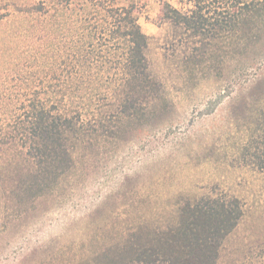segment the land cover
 Masks as SVG:
<instances>
[{
	"label": "trees",
	"instance_id": "trees-1",
	"mask_svg": "<svg viewBox=\"0 0 264 264\" xmlns=\"http://www.w3.org/2000/svg\"><path fill=\"white\" fill-rule=\"evenodd\" d=\"M159 1L158 23L167 22L186 48L185 63L245 72L264 64V0ZM145 6V0H36L0 14L27 43L19 61L27 75L16 77L36 86L2 125V192H53L73 170L77 151L126 141L172 110L149 71V37L139 23ZM175 204L176 217L165 225L143 220L89 257L57 261L216 264L243 215L240 200L207 191Z\"/></svg>",
	"mask_w": 264,
	"mask_h": 264
},
{
	"label": "rangeland",
	"instance_id": "rangeland-1",
	"mask_svg": "<svg viewBox=\"0 0 264 264\" xmlns=\"http://www.w3.org/2000/svg\"><path fill=\"white\" fill-rule=\"evenodd\" d=\"M32 1L0 0V14ZM145 3L139 23L149 37V71L172 110L126 141L77 151L73 170L53 192L34 197L0 188V264L89 257L131 225L171 222L177 197L207 191L235 196L243 209L216 264H264V100L237 93L264 76V64L245 72L185 63L186 48L167 22L158 23L160 1ZM13 23L0 18L1 158L2 125L36 87L16 77L27 75L19 62L27 43Z\"/></svg>",
	"mask_w": 264,
	"mask_h": 264
},
{
	"label": "snow or ice",
	"instance_id": "snow-or-ice-1",
	"mask_svg": "<svg viewBox=\"0 0 264 264\" xmlns=\"http://www.w3.org/2000/svg\"><path fill=\"white\" fill-rule=\"evenodd\" d=\"M250 87L245 89V92L249 97L253 99L264 100V80H261L259 83H256L255 78L250 80ZM241 103L243 100L240 101Z\"/></svg>",
	"mask_w": 264,
	"mask_h": 264
}]
</instances>
